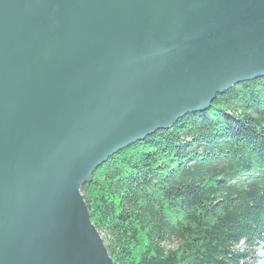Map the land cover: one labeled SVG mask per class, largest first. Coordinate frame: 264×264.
<instances>
[{
    "label": "water",
    "instance_id": "obj_1",
    "mask_svg": "<svg viewBox=\"0 0 264 264\" xmlns=\"http://www.w3.org/2000/svg\"><path fill=\"white\" fill-rule=\"evenodd\" d=\"M264 78V0H0V264H114L81 187Z\"/></svg>",
    "mask_w": 264,
    "mask_h": 264
},
{
    "label": "trees",
    "instance_id": "obj_2",
    "mask_svg": "<svg viewBox=\"0 0 264 264\" xmlns=\"http://www.w3.org/2000/svg\"><path fill=\"white\" fill-rule=\"evenodd\" d=\"M80 190L114 264H264V78L114 154Z\"/></svg>",
    "mask_w": 264,
    "mask_h": 264
}]
</instances>
